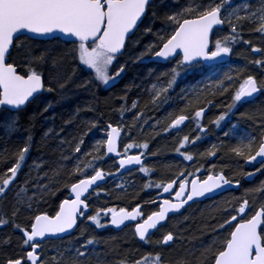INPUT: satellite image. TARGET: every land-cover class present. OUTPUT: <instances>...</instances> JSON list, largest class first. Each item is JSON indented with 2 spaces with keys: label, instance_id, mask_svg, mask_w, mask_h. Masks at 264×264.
<instances>
[{
  "label": "trees",
  "instance_id": "trees-1",
  "mask_svg": "<svg viewBox=\"0 0 264 264\" xmlns=\"http://www.w3.org/2000/svg\"><path fill=\"white\" fill-rule=\"evenodd\" d=\"M179 2L183 4V0ZM248 2L253 8L259 7L260 4V0ZM240 4L241 0H232V4L226 6V11H231ZM176 7L175 0L154 1L149 19L141 24L128 41L124 54L114 62L111 71H115L120 65L125 66V71L114 84L105 86L89 83L87 87L82 86L83 82L90 80L88 73L82 72L70 57L64 58L60 71H65L71 76L66 89L44 92L35 99L19 113V124L14 130L9 131L0 127V174L13 166L16 153L26 143H30V151L17 178L6 194L0 197V218L9 220L7 225L0 227V264H5L7 259L21 254L22 233L14 230L9 219L17 207V194L20 190L25 188L27 191L19 197L16 223L27 227L34 215L45 212L54 215L59 203L69 197V191L64 188V184L71 182L67 172L75 164L74 159L71 161L62 159V155H68L70 149L67 143L61 144V141H72L74 145L78 142L74 137L83 138L82 153L91 152L98 143L106 139L109 123L123 130L120 144L122 153L126 140H132L136 145L148 144V149L137 148L144 153L145 165H148L149 172L139 175L138 171H134L121 175L118 160L108 158L107 155L95 162L96 166L106 173L107 182L89 198L88 214H95L96 210L108 207L131 210L140 204L147 216L151 211L158 210V204L148 203L154 199L158 201L156 192L158 189L145 188V185L149 181L166 183L185 169L192 173L200 164L208 168L212 165L210 159L214 157L209 155L211 151L216 152L213 162L218 164L217 168L219 167L216 172L223 171L234 183L238 180L240 188L212 200L194 204L184 210L179 217L173 218L165 228L170 232L173 231L177 219L183 218V222L174 233V242L168 245L157 243L162 239V232L154 234L149 243H141L132 226L120 231L115 230L110 227V215L101 216V222L108 224L106 228H97L90 221L81 219L78 230L70 237L49 240L41 244L42 249L47 244L50 251L45 264H53L52 258L60 259L61 254L67 257L70 248H78L80 243L89 238L94 239L96 243L89 246L86 264H120L121 261L133 264L135 260L149 253L153 255L159 253L162 264H183L184 261L190 264H213L211 254H205V250L214 242L219 246L230 230L227 227L219 229L218 225L228 218L229 214L235 215L233 209L245 198L249 200L250 205L248 215L264 204V194L256 191L264 185V171L254 178H245L248 170L245 169L244 159L231 151L242 138L252 136L259 139L261 124L264 123V89L255 101L237 105L233 114L235 128L231 123L224 125L220 134L221 144H215V148L203 144L195 148L187 146L181 149V152L190 151L189 154L193 155L195 164H188L187 160H184L176 151L179 147L178 141L169 139L166 134L168 131H165L174 116L186 114L191 117L196 109L206 108L209 100L214 103L213 112L216 108H220L222 113L231 111L228 109L231 96L239 83L249 75L254 76L258 82H264V67L254 63L257 59H264V52H252V47L264 49V34L254 31L257 23L239 21L238 32L241 38L231 45L232 53L228 63L217 65L213 73L201 74L193 71L190 74H182L173 88L167 93H162L156 104H153V84H156L157 77H160L159 83L166 86L167 77L162 74L174 67L175 61L164 65L144 64L142 61L151 55L145 54L142 59L140 57L146 52L149 44L156 43L155 33L163 27L164 15L176 10ZM149 24L153 28L152 33L144 31L145 26ZM215 33L216 38L228 35V25L218 28ZM27 43L32 44L31 41ZM33 47L38 54L44 46ZM62 48V45L56 46L50 54L53 57H60ZM12 58H19L16 51H13ZM46 67H51V63ZM45 76H48L47 71ZM184 76L186 78H183ZM228 76H232L233 81H228ZM219 81H223L228 91L221 92L217 89ZM190 101L191 106L186 108ZM133 102H136V108H132ZM92 123H95L96 127L89 131V125ZM225 132L229 135L225 136ZM82 153L72 152V155L82 156ZM83 159L86 162L92 160V156ZM108 173L112 175H107ZM37 183L49 185V191L44 192L42 196L37 193L29 210L27 203L29 198L33 197ZM119 185L123 187H118Z\"/></svg>",
  "mask_w": 264,
  "mask_h": 264
},
{
  "label": "snow or ice",
  "instance_id": "snow-or-ice-1",
  "mask_svg": "<svg viewBox=\"0 0 264 264\" xmlns=\"http://www.w3.org/2000/svg\"><path fill=\"white\" fill-rule=\"evenodd\" d=\"M175 3L176 10L164 15L163 27L155 33L156 43L149 44L146 52L140 57L142 59L145 54H150L161 62L175 61V66L162 74L167 77L166 86L159 83L160 77H157V83L153 84V104H156L162 93H167L173 88L182 74H190L193 71L201 74L213 73L217 66L213 62L222 61L230 56L231 45L241 38L238 32L239 21L257 23L254 31L264 34V0H260L259 7L256 8H253L248 0H241L240 6L232 8L231 11H226V6H230L232 0H183V4L175 0ZM153 6L154 0H0V127L9 131L14 130L19 124V113L38 95L66 89L71 76L65 71H60L64 58L70 57L82 72L88 73L90 80L83 82L82 86L87 87L89 83L105 86L114 84L125 71L124 65L111 71L114 62L118 55L123 54L127 41L135 31L149 19V12ZM225 24L228 25L229 34L216 38L214 28ZM144 31L152 33L153 28L149 24L145 26ZM28 41L32 44H28ZM33 45L44 47L37 54ZM61 45L63 46L61 56L53 57L51 51ZM13 51L17 52L18 59L12 58ZM252 52L262 53L264 49L252 47ZM50 63L51 67H46ZM254 63L264 67V59H257ZM45 71L48 72L47 77ZM227 80L233 81V77L228 76ZM216 87L221 92L228 91L223 81H219ZM262 89L264 82H258L254 76H247L235 89L228 109L232 110L238 104L249 102ZM207 103L212 102L209 100ZM190 106L191 101L186 108ZM136 107V102H133L132 108ZM204 113L205 108L200 107L191 117L186 114L176 115L165 131L179 129L186 121L192 119L197 122L196 131L204 133L206 129L199 123ZM227 116L228 113L225 112L213 123L219 127L220 122ZM95 127L96 124L92 123L88 130L91 131ZM261 128L258 140L256 137L248 136L242 138L239 144L231 149L237 157L244 159L245 164L249 166L259 164L260 167L256 168V171H264V123L261 124ZM107 129L109 130L106 132V139L98 143L91 152L82 153L83 138L74 137L78 139L74 145L72 141H61V144L67 143L70 149L68 155H62V159L64 161L74 159L75 164L67 172L71 182L64 184V188L69 191V197L59 203L54 215L47 212L34 215L27 227L16 223L19 197L27 191L25 188L20 190L17 194V207L9 219L14 230L22 233L21 254L7 259L5 264H45L43 256L38 251L41 242L50 235L69 232L77 226L81 218L90 221L97 228L108 226L101 222L102 215L104 217L110 215L109 223L116 228H120L126 221L135 222V235L140 241L149 243L153 234L150 230L162 226V222L169 218V213H177L195 198L204 197L216 189L233 184L223 171L215 174L210 172L204 179L195 176L189 180L187 177L194 174L185 169L166 183L149 181L145 185V188L162 189V192L169 196H173L174 193L175 201L167 198H162L159 202L155 199L149 201L148 203L158 204V210L151 211L146 217L140 204L130 211L123 207L118 210L108 207L96 210L95 214H88L89 198L92 195L90 190L98 188L100 186L98 182L105 180L106 175L95 162L115 153L120 157L119 169H125L128 165H139L141 172H149V169L143 166V152L139 155H128L134 147L148 149V144L128 143L124 145L123 153H120L117 142L122 129L111 123L107 125ZM224 135L228 136L229 133L225 132ZM199 139V135L191 140L185 135L176 151L184 160L193 161V155L181 152V149L189 143L195 145ZM29 151L30 143H26L16 153L13 166L0 174V197L6 194L15 181ZM72 152L82 153V156H73ZM89 155L92 156V160L85 162L83 157ZM209 155L215 156L216 152L211 151ZM246 175L251 178L254 173L248 172ZM235 184L238 187L239 181H235ZM35 189L33 197H30L27 203L29 210L33 198L37 193L42 196L44 192L49 191V185L37 183ZM256 191L264 194V185ZM249 208V200L243 199L239 206L233 209L236 214H229L228 218L218 225L219 229L227 227L230 230L219 246L214 242L205 250V254H211L213 264H264V204L252 211L251 215L246 211ZM225 211L227 212V209ZM8 223L9 220L0 218V227ZM173 240V233L168 232L157 243L168 245ZM95 243L94 239L89 238L80 243L78 248H70L67 257L63 254L60 259L53 257V264H86V253L90 251L89 246ZM120 264L126 262L121 261ZM133 264H162V257L159 253L154 255L149 253L135 260ZM183 264L190 262L184 261Z\"/></svg>",
  "mask_w": 264,
  "mask_h": 264
},
{
  "label": "flooded vegetation",
  "instance_id": "flooded-vegetation-1",
  "mask_svg": "<svg viewBox=\"0 0 264 264\" xmlns=\"http://www.w3.org/2000/svg\"><path fill=\"white\" fill-rule=\"evenodd\" d=\"M183 78H186V76H184ZM255 100H252V101H249V102H246V103H250V102H253ZM246 103H242V104H246ZM214 107H215L214 103L209 104L205 108V113H204L203 118L199 121V123L206 129V131L204 133H198L196 131V123L197 122L192 120V119H190L188 124L185 125L180 131H175L174 129L168 131L166 133L167 137L169 139H173V140L176 139V141H178L177 144L179 145V142L182 140V138L185 135H188L190 140L193 139L194 137H196L197 135H199L200 139L196 141L195 145H193L191 143L185 145V147L190 146L191 148H193V147L195 148V147H197L199 145H203V144H207V145H209L212 148L215 144H221V140H220L221 139V135L220 134H222V130H223L224 125H227L229 123H231V125L235 124L234 121H233L234 120L233 119V114L235 113L236 108L232 109L231 111H227L228 116L225 118V120L221 121L220 122V126L217 127L213 123V121H215L223 113L221 112L220 108H216V111L214 110V112H213V108ZM185 153H186V151H185ZM189 153H190V151H189ZM189 153H186V154H189ZM215 157L216 156H214V157H212L210 159V162L212 163V165H209L208 168H206V166H204L203 164L198 165L195 168L199 169L200 171L197 172L196 170H194L192 172L194 175L193 176H188L187 178L189 180H191V179L195 178V176H199L201 179H204V178H206V176L210 172L212 174L218 173V172H216L218 170V168H219V167L217 168L218 164L217 165L213 164ZM187 163L191 164V165L195 164V159H193V161H187ZM213 165H214V167H213ZM259 167H260L259 164H255L254 166H249V165L245 164V169H247L248 172L254 173V175L251 178H254L255 176H257V175H259L261 173V171H256V168H259ZM244 177L245 178H249L247 175H245ZM156 192H157V195H158L157 199H158V202H159V200H160L159 195L161 194L162 189H158ZM168 199H172V196H170ZM180 215H176V216L170 217L168 223L173 218L179 217ZM168 223L164 227H162L160 230H158V232H161L162 230H164V228L168 225ZM129 226H132L133 229L135 228V224L134 225H129ZM129 226H127V227H129ZM110 227H112V225H110ZM127 227H125V228H127ZM125 228H123V229H125ZM158 232H156V233H158ZM46 242H48V241H46ZM46 242H43L41 244H44ZM41 250H42V247L40 248V253H41Z\"/></svg>",
  "mask_w": 264,
  "mask_h": 264
},
{
  "label": "water",
  "instance_id": "water-1",
  "mask_svg": "<svg viewBox=\"0 0 264 264\" xmlns=\"http://www.w3.org/2000/svg\"><path fill=\"white\" fill-rule=\"evenodd\" d=\"M154 1H155V0H154ZM140 26H141V25H140ZM221 27H222V26H217L216 28H214V32H215L218 28H221ZM137 31H138V30H137ZM137 31H135V33H136ZM133 36H134V35H132L131 38H132ZM131 38H130V39H131ZM130 39H129V40H130ZM129 40H128V41H129ZM128 41H127V43H128ZM126 46H127V44H126ZM125 50H126V48H125ZM125 50L123 51V54H124ZM123 54H122V55H123ZM122 55H118L117 58L121 57ZM229 60H230V56L225 57L222 61H215V62H213V63H215L216 65H221V64H226V63H228ZM142 63H144V64L155 63V64H162V65L167 64V62H161V61L157 60L156 58H154V57H152V56H151L150 58H147V59L143 60ZM261 93H262V90H261V92L255 94L254 98L250 99V101L257 99V98L261 95ZM43 94H44V92H43L42 94L38 95L37 98H38L39 96L43 95ZM37 98H36V99H37ZM33 101H34V100H33ZM33 101H32V102H33ZM28 105H29V104H28ZM28 105H27L24 109H26V108L28 107ZM24 109H23V110H24ZM189 120H190V119H189ZM189 120L186 121L185 124L182 125L179 129H174V130H175V131H180L185 125L188 124ZM118 127H119V126H118ZM123 134H124V133H123V130H122V131H121V135H120V137H119V139H118V142H117V148H118V151H119L120 153H122V152H121L120 144H121V141H122V138H123ZM139 154H140V153L130 154V155H139ZM107 157H108V158H115L116 160H119V159H120V157L116 156L115 153L108 154ZM142 162H143V166H144V165L146 164V158H145L144 155L142 156ZM139 169H140V166H139V165H128V166L125 167V169H119V173H120L121 175H125V174L130 173V172L138 171ZM106 182H107V178H106V176H105V180L98 182L99 185H100L98 188H100L101 186H103ZM98 188H95L94 191H96ZM239 188H240V183H239V186H238V187L236 186V184H235L234 182H233L232 185H225V186H223L221 189H216V190H214L213 193H208V194H206L204 197L195 198L194 201H190V202H189L187 205H185V207L182 208L179 212H177V213H169V218L172 217V216H176V215H180V214H182V213L184 212V210H186L188 207H190V206H192V205H194V204H197V203H203V202H206V201L212 200V199H214V198H216V197H218V196H221V195H223V194H225V193H227V192H229V191L237 190V189H239ZM90 191H92V193L94 192L93 190H90ZM169 197H170V196H169L168 194H165V193H163V192H161V194L159 195V198H160V199H162V198H167V199H168ZM173 198H174V193H173L172 199H173ZM173 202H175L174 199H173ZM129 211H130V210H129ZM169 218H168L166 221L162 222V226H158V228H157L156 230H150V231L153 233L150 237H152L154 234H156V232H158V230H160L162 227H164V226L168 223ZM134 224H135V222H132V221H126L124 225H121V226H120V228H116L115 226H112V228H114V229H116V230H122L123 228H125V227H127V226H129V225H134ZM79 225H80V220H78L77 226H76L74 229L70 230L69 232L56 234V235H54V236H53V235H50V236L46 237L41 243L46 242V241H49V240H62V239H65V238H67V237H70L71 235H73V234L78 230ZM137 239L139 240L138 236H137ZM139 241H140V240H139ZM140 242H141V243H145V242H143V241H140ZM38 251L40 252V249H39Z\"/></svg>",
  "mask_w": 264,
  "mask_h": 264
},
{
  "label": "rangeland",
  "instance_id": "rangeland-1",
  "mask_svg": "<svg viewBox=\"0 0 264 264\" xmlns=\"http://www.w3.org/2000/svg\"><path fill=\"white\" fill-rule=\"evenodd\" d=\"M128 143H133L132 142V140H126V142H125V144L124 145H126V144H128ZM142 151H140V149L139 148H137V147H134L133 149H131L130 150V152L128 153V155L129 154H134V153H141ZM145 168H148V165H145L144 166ZM137 173H139V175H143V173L144 172H141L140 171V169L138 170V172ZM17 178V177H16ZM247 211V210H246ZM183 222V218H179V219H177L176 221H175V223H174V226H173V228H172V232L171 233H173V235H175L174 233H176V231H178V229H179V227L181 226V223ZM166 228V227H165ZM164 228V230H162L161 232V238H162V236L164 235V234H167L168 232H170V230H166ZM175 237V236H174ZM172 242H174V240L172 241ZM172 242H169V244L170 243H172ZM49 248H47V244L45 245V246H43V249H42V256H43V258H44V260L46 259H48V256H49Z\"/></svg>",
  "mask_w": 264,
  "mask_h": 264
}]
</instances>
